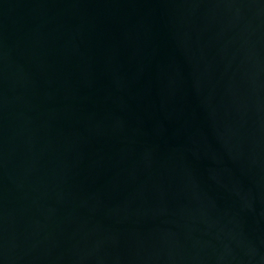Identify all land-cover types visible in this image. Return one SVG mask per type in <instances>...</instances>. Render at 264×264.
Here are the masks:
<instances>
[{"label": "water", "instance_id": "obj_1", "mask_svg": "<svg viewBox=\"0 0 264 264\" xmlns=\"http://www.w3.org/2000/svg\"><path fill=\"white\" fill-rule=\"evenodd\" d=\"M0 264H264V0H0Z\"/></svg>", "mask_w": 264, "mask_h": 264}]
</instances>
